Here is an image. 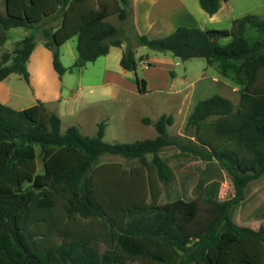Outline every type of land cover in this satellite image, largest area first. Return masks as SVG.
Here are the masks:
<instances>
[{
	"label": "trees",
	"instance_id": "16d2710c",
	"mask_svg": "<svg viewBox=\"0 0 264 264\" xmlns=\"http://www.w3.org/2000/svg\"><path fill=\"white\" fill-rule=\"evenodd\" d=\"M225 1L199 4L212 17ZM128 4L6 0V13H0V45L12 29L33 30L60 18L56 29L42 31V43L52 52L60 77L124 44L120 65L136 72V49L146 47L183 62L203 58L208 66L217 64L223 76L231 74L240 86L239 105L218 94L197 102L187 120L195 142L170 137L174 117L164 114L155 122L142 121L154 126L155 139L109 143L106 121L89 137L74 125L63 131L61 118L41 102L23 110L0 102V264H264V228L254 230L232 218V208L244 201L248 185L264 176V18L246 15L230 30L178 26L162 38L138 34L133 47L125 31L108 21L114 16L126 20ZM248 28L258 37H246ZM73 38L78 57L66 68L60 49ZM220 38L231 41L222 45ZM37 43L35 35H27L11 54L3 55L0 83L12 74L30 82L28 63ZM135 83L140 95L148 93V81L136 75ZM38 147L43 174L38 173ZM169 147L204 165L195 184L203 203L218 201L217 181L223 171L233 180L234 195L219 203L218 218L192 237L180 224L195 215L188 188L191 176H184L163 200L154 190L153 172L164 186L173 180L170 159L163 155ZM104 155L138 159L142 166L130 171L119 165L93 169Z\"/></svg>",
	"mask_w": 264,
	"mask_h": 264
},
{
	"label": "rangeland",
	"instance_id": "374dc122",
	"mask_svg": "<svg viewBox=\"0 0 264 264\" xmlns=\"http://www.w3.org/2000/svg\"><path fill=\"white\" fill-rule=\"evenodd\" d=\"M171 1V0H170ZM174 5L169 2L170 8L174 9L171 22V29L177 26L198 27L202 30H230L236 19L246 15H256L264 18V0H227L222 2L220 11L210 16L200 7L199 0H172ZM178 4V5H176ZM181 4V5H180ZM183 4V6H182ZM128 18L120 21L117 16L109 22L119 26L125 31L127 42L133 47L136 46V36L138 35L133 27V5L126 7ZM172 9V10H173ZM0 13H6V0H0ZM171 18V19H172ZM61 23L58 18L54 22H48L44 27L40 26L33 30L22 28L9 31L8 40L0 45V61L5 53L11 54L17 40L24 38V34L35 35L36 41L42 42L43 29H56ZM155 38L156 35L149 36ZM246 37L254 39L258 37L256 30L248 28ZM219 43L226 45L231 38H220ZM126 46V44H124ZM77 38L69 40L60 49L61 61L63 66L72 67L77 60ZM104 58H99L94 63H88L84 68L67 73L66 84L77 85L81 80L83 84H94L101 80L100 73L103 71ZM137 70L129 73V83L117 98L106 103L105 109L108 117L103 118L100 112H84L75 117L63 118L62 129L66 130L69 126H77L83 135L92 137L98 130L99 123L106 121L105 141L109 143H134L147 139H155L157 132L153 125L143 124L144 118H149L155 122L161 115H171L174 117V124L168 128L170 137H180L185 143L189 140L195 142L194 130L187 127V120L192 113L197 102L210 98L216 94L230 99L235 107L240 102V86L233 80L232 75L223 76L217 64L208 66L203 58H194L188 61H181L170 53L152 51L146 47L136 49ZM53 72H56L53 69ZM136 75L140 79L148 81V93L140 95L136 90ZM48 81H51L48 76ZM7 89H0V99H8L5 105L16 110H23L31 107L34 102V89L20 75L12 74L5 81ZM45 86L48 93L51 84ZM260 83H264V71L260 75ZM1 102V101H0ZM2 103V102H1ZM4 104V103H3ZM54 107L50 106V111ZM57 114V113H56ZM109 118V121L106 119ZM80 123L81 126H80ZM38 173H44L43 157L40 148H37ZM163 155L170 159L171 173L173 180L168 186H164L157 178L155 172L152 173L154 190L161 200L166 194H172L174 188L180 185L184 176L190 175L188 188L195 200V215L192 219L182 221L181 226L191 234H200L219 216V203L228 200L234 195L232 177L223 171V177L217 186V202L203 203L202 193H196V182L198 180V169L204 167L196 159H188L179 156L176 147L164 149ZM151 156H148V160ZM102 165H119L124 171L140 168L142 163L138 159H125L120 156L104 155L101 156L93 169ZM252 183V182H251ZM247 192V189H246ZM151 201V197H149ZM246 211V210H244ZM239 204L232 208V218L239 224L240 219ZM239 225H242L241 223ZM247 226L246 224H244ZM80 226L88 228V224L81 222ZM95 227L98 226L96 222ZM53 242L58 240L53 239Z\"/></svg>",
	"mask_w": 264,
	"mask_h": 264
},
{
	"label": "crops",
	"instance_id": "0c3cea01",
	"mask_svg": "<svg viewBox=\"0 0 264 264\" xmlns=\"http://www.w3.org/2000/svg\"><path fill=\"white\" fill-rule=\"evenodd\" d=\"M128 1L129 5H133V27L137 34L148 36L154 34L156 35L155 38H162L171 34L178 27L170 28L171 22L174 21V18L171 17L174 9L170 8L171 5H174L172 0ZM169 2L172 4L169 5ZM112 18H109L108 21ZM8 34L9 31L7 32V37H9ZM27 35L25 33L24 38ZM22 39L17 40V42ZM125 49V45L112 47L110 53L107 56H103L105 59L104 67L102 73H100L101 80L99 82L85 85L79 80L77 85H67L65 81L67 74L60 77L53 72L52 52L42 42L37 43L28 63L30 72V82L28 84L34 89L32 91L34 96L32 106L38 102L43 103L49 110L50 106H53V111L57 113L61 120L66 117H75L88 111L100 112L103 118L108 117L109 112H106L105 104L112 102L113 99L115 100L117 95L126 86L130 85V72L125 71L120 65ZM75 71H78V69ZM48 76L51 78L50 82L48 81ZM6 80L0 83V89H7ZM48 82L51 86L47 93L45 86ZM0 101L7 104L9 98L0 99ZM106 120L109 121V118ZM239 209V217L242 220V222L238 220L239 224H246L254 230L264 228V176L248 185L247 192L245 191V199L239 203Z\"/></svg>",
	"mask_w": 264,
	"mask_h": 264
}]
</instances>
